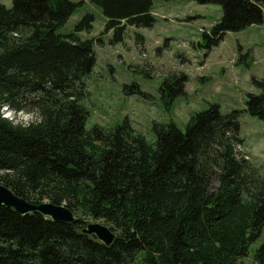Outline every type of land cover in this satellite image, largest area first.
<instances>
[{
    "label": "trees",
    "instance_id": "obj_1",
    "mask_svg": "<svg viewBox=\"0 0 264 264\" xmlns=\"http://www.w3.org/2000/svg\"><path fill=\"white\" fill-rule=\"evenodd\" d=\"M194 1L222 7L205 33L210 47L264 20V0ZM89 2L100 7L115 44L129 27L156 22L153 0ZM80 4H0V181L30 203L64 205L77 219L56 223L0 206V264H132L138 255L145 264H240L264 235V176L236 150L240 112L212 104L185 132L154 124V143L128 120L88 130L82 101L97 58L94 40L81 33H91L95 16L60 32ZM187 81L181 74L164 83L172 101ZM254 83L261 92L248 96L246 112L264 119V80ZM19 114L30 118L27 126ZM87 218L116 234L111 247L82 233ZM254 258L264 264V241Z\"/></svg>",
    "mask_w": 264,
    "mask_h": 264
},
{
    "label": "rangeland",
    "instance_id": "obj_2",
    "mask_svg": "<svg viewBox=\"0 0 264 264\" xmlns=\"http://www.w3.org/2000/svg\"><path fill=\"white\" fill-rule=\"evenodd\" d=\"M73 1L81 4L61 29L62 34L74 31L86 14L95 16L91 33H81L82 39L94 40L97 58L86 78L82 101L90 114L88 130L94 126L110 130L128 120L137 133L154 143V124L174 123L185 132L196 113L216 104L223 114L240 112L243 142L236 150L264 176V119L246 112L248 96L261 92L254 80H264V20L227 33L217 46L210 47L205 33L220 22L221 6L201 5L194 0H153L154 26L129 27L123 41L115 44L113 33L105 34L100 7L89 0ZM0 4L12 8V0H0ZM181 74L188 78L185 94L172 101L173 91L164 83ZM134 86L146 97L136 94ZM5 114L13 116L8 111ZM24 116L17 117L24 121ZM86 220L88 224H105ZM263 241L264 235L240 264H257L254 254ZM132 264H145L143 255Z\"/></svg>",
    "mask_w": 264,
    "mask_h": 264
},
{
    "label": "water",
    "instance_id": "obj_3",
    "mask_svg": "<svg viewBox=\"0 0 264 264\" xmlns=\"http://www.w3.org/2000/svg\"><path fill=\"white\" fill-rule=\"evenodd\" d=\"M0 206L12 209L22 216L40 214L56 223L73 224L77 221L75 214L68 207L57 205L52 202H42L39 204L30 203L24 198L15 195L14 192L1 181ZM82 233L96 237L100 243L107 247H111L116 240V234L108 225L102 223L87 224Z\"/></svg>",
    "mask_w": 264,
    "mask_h": 264
},
{
    "label": "clouds",
    "instance_id": "obj_4",
    "mask_svg": "<svg viewBox=\"0 0 264 264\" xmlns=\"http://www.w3.org/2000/svg\"><path fill=\"white\" fill-rule=\"evenodd\" d=\"M6 119H10V117L6 116ZM29 117L28 116H24V126H27L28 122H29ZM15 123H20L19 120H16Z\"/></svg>",
    "mask_w": 264,
    "mask_h": 264
},
{
    "label": "built area",
    "instance_id": "obj_5",
    "mask_svg": "<svg viewBox=\"0 0 264 264\" xmlns=\"http://www.w3.org/2000/svg\"><path fill=\"white\" fill-rule=\"evenodd\" d=\"M239 147V145H237Z\"/></svg>",
    "mask_w": 264,
    "mask_h": 264
}]
</instances>
